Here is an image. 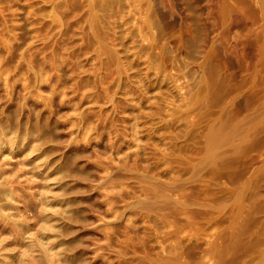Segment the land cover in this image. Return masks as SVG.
I'll list each match as a JSON object with an SVG mask.
<instances>
[{
  "label": "rangeland",
  "instance_id": "rangeland-1",
  "mask_svg": "<svg viewBox=\"0 0 264 264\" xmlns=\"http://www.w3.org/2000/svg\"><path fill=\"white\" fill-rule=\"evenodd\" d=\"M0 264H264V0H0Z\"/></svg>",
  "mask_w": 264,
  "mask_h": 264
}]
</instances>
